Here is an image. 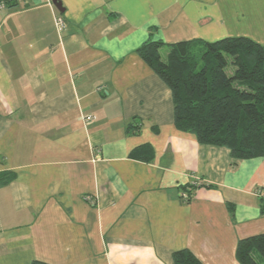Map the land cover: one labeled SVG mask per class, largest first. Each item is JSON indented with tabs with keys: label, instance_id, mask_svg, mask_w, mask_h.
I'll return each mask as SVG.
<instances>
[{
	"label": "crops",
	"instance_id": "0c3cea01",
	"mask_svg": "<svg viewBox=\"0 0 264 264\" xmlns=\"http://www.w3.org/2000/svg\"><path fill=\"white\" fill-rule=\"evenodd\" d=\"M60 1L0 11V264H175L186 248L240 264L238 241L264 232V157L178 130L137 49L264 45V0ZM145 146L151 160L133 158Z\"/></svg>",
	"mask_w": 264,
	"mask_h": 264
},
{
	"label": "trees",
	"instance_id": "16d2710c",
	"mask_svg": "<svg viewBox=\"0 0 264 264\" xmlns=\"http://www.w3.org/2000/svg\"><path fill=\"white\" fill-rule=\"evenodd\" d=\"M163 46L150 41L137 53L171 89L177 129L201 144L227 147L235 160L264 157V45L247 37L181 41L169 46L166 58ZM132 156L151 160L152 149L137 148ZM193 189L185 190L186 201ZM260 206L264 213V193ZM236 257L240 264H264V232L241 238ZM173 260L204 264L187 248L175 251Z\"/></svg>",
	"mask_w": 264,
	"mask_h": 264
},
{
	"label": "built area",
	"instance_id": "2783aa9c",
	"mask_svg": "<svg viewBox=\"0 0 264 264\" xmlns=\"http://www.w3.org/2000/svg\"><path fill=\"white\" fill-rule=\"evenodd\" d=\"M31 0H0V11L8 9L12 4H24ZM47 3L54 6L53 0H46ZM56 25L59 31H62L65 27V20L62 15L57 14L55 17ZM86 120L91 121L93 120L92 116H88ZM183 198L185 200L189 199L188 192L183 193Z\"/></svg>",
	"mask_w": 264,
	"mask_h": 264
},
{
	"label": "water",
	"instance_id": "95a60500",
	"mask_svg": "<svg viewBox=\"0 0 264 264\" xmlns=\"http://www.w3.org/2000/svg\"><path fill=\"white\" fill-rule=\"evenodd\" d=\"M53 3L60 12H64V8L60 0H53Z\"/></svg>",
	"mask_w": 264,
	"mask_h": 264
},
{
	"label": "rangeland",
	"instance_id": "374dc122",
	"mask_svg": "<svg viewBox=\"0 0 264 264\" xmlns=\"http://www.w3.org/2000/svg\"><path fill=\"white\" fill-rule=\"evenodd\" d=\"M168 51V48L166 47V49H161V53H162V56L164 57V55H166V52Z\"/></svg>",
	"mask_w": 264,
	"mask_h": 264
}]
</instances>
